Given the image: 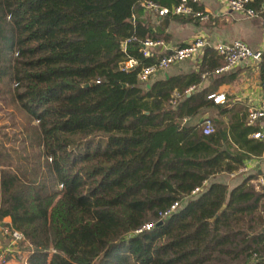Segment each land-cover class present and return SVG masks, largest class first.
<instances>
[{
    "label": "trees",
    "instance_id": "1",
    "mask_svg": "<svg viewBox=\"0 0 264 264\" xmlns=\"http://www.w3.org/2000/svg\"><path fill=\"white\" fill-rule=\"evenodd\" d=\"M179 2L0 0V105L9 111L0 131V225L24 239L8 260L264 264V192L250 179L230 190L213 180L235 173L243 158L226 152L216 129L203 135L187 122L211 92L187 96V88L222 57L208 48L194 74L148 88L137 81L165 56H143V42L169 40L142 18L145 5L196 21L171 13ZM129 60L135 66L124 70Z\"/></svg>",
    "mask_w": 264,
    "mask_h": 264
},
{
    "label": "crops",
    "instance_id": "2",
    "mask_svg": "<svg viewBox=\"0 0 264 264\" xmlns=\"http://www.w3.org/2000/svg\"><path fill=\"white\" fill-rule=\"evenodd\" d=\"M251 3L252 0L249 4ZM195 5L198 8L195 12L205 15V20L195 19L193 23H180L168 18L169 16L158 17L152 11H144L142 18L154 29H160L169 36L167 42H161V45L152 48L153 52L167 54L186 45L194 38H201L207 44L196 59L183 60L155 72L147 79L145 87L155 81L196 73L204 50L212 49L218 44L237 40L252 51L262 50L264 0H260L256 9L250 6L257 12L255 18L229 12L225 6V0H195ZM218 68L207 75H202L200 82L195 87L187 88L185 93L188 96L191 93L210 90L208 95H222L223 103L214 104L209 99V105L200 109L187 122L201 124L205 119L210 120L213 129L222 135L221 143L226 152L243 158L241 166L235 173L218 175L213 180L226 185L230 190L246 179H250V183L258 189L257 180H264V142L252 138L251 135L264 131V118L250 124L246 114L247 109L256 107L263 97L264 62L242 61L229 71L214 74ZM7 264H15V262L10 260Z\"/></svg>",
    "mask_w": 264,
    "mask_h": 264
},
{
    "label": "built area",
    "instance_id": "3",
    "mask_svg": "<svg viewBox=\"0 0 264 264\" xmlns=\"http://www.w3.org/2000/svg\"><path fill=\"white\" fill-rule=\"evenodd\" d=\"M251 0H225V6L229 12L239 13L247 18H255L257 17V12L253 10L249 3ZM191 4H195V0H180L177 6L171 9V13L174 15H190L193 18H197L199 21L205 20L206 16L200 12L193 11ZM145 10L152 11L158 17H163L168 14V9L159 7L152 3H147L145 5ZM161 42H153V41H144L142 45V55L148 56L149 50L161 45ZM206 42L201 38H194L186 45L182 47H178L169 53L165 54L155 65L149 66L141 69L139 74L137 75V81L140 85H145L147 79L153 75L155 72L159 70L166 69L169 65L183 61V60H194L197 58L199 53L206 48ZM213 51L223 59V65L220 66L214 74H218L221 72H226L232 69L237 63L242 61H251L253 63L264 62V46L262 50L252 51L249 49L244 43L241 41H232L227 44H218L215 45ZM135 66V62L129 60L123 64V69L127 70ZM263 97L259 101L258 105L254 108L247 109L246 118L248 123L253 124L258 120L264 118V83L262 86ZM208 99L212 101L214 104L223 103L222 95H210ZM202 125V134L209 135L213 133V126L210 120L205 119L201 123ZM252 138L256 140H260L264 142V131L256 132L251 135ZM257 187L264 192V180H257ZM197 192V189L193 191V193ZM178 203H173L170 207L162 214H159V219H163L167 217L170 213H172ZM151 228V224L143 225L136 233H140L141 231H147ZM24 241L23 236L11 229L8 226L0 225V264H7V257L12 255V253L18 252V245ZM15 264H24V256L19 262H15Z\"/></svg>",
    "mask_w": 264,
    "mask_h": 264
},
{
    "label": "rangeland",
    "instance_id": "4",
    "mask_svg": "<svg viewBox=\"0 0 264 264\" xmlns=\"http://www.w3.org/2000/svg\"><path fill=\"white\" fill-rule=\"evenodd\" d=\"M8 112L9 111L4 110L3 108L1 109V105H0V131H2L1 128L3 127V125H7L8 124V117H7L8 116ZM7 130H9V129H7ZM24 255H25V253H24Z\"/></svg>",
    "mask_w": 264,
    "mask_h": 264
},
{
    "label": "water",
    "instance_id": "5",
    "mask_svg": "<svg viewBox=\"0 0 264 264\" xmlns=\"http://www.w3.org/2000/svg\"><path fill=\"white\" fill-rule=\"evenodd\" d=\"M163 22H165V21H163ZM121 49H123V44H121ZM146 88H148V86H146Z\"/></svg>",
    "mask_w": 264,
    "mask_h": 264
}]
</instances>
